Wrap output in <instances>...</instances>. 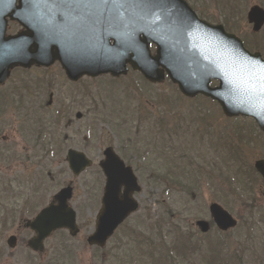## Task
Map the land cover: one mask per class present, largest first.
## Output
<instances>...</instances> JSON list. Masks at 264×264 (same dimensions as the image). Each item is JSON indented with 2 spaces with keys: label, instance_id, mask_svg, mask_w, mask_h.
<instances>
[{
  "label": "rangeland",
  "instance_id": "374dc122",
  "mask_svg": "<svg viewBox=\"0 0 264 264\" xmlns=\"http://www.w3.org/2000/svg\"><path fill=\"white\" fill-rule=\"evenodd\" d=\"M188 1L199 18L201 16L212 25H225L244 37L252 49H256L254 41L264 47V24L259 32H254L247 19L253 7L264 9V0ZM135 76L140 84L136 91L129 89V83L133 82L129 75L123 81L118 80L121 83L116 82L117 85L107 77L85 78L73 83L66 79L58 64H54L26 72L24 69L23 72L14 70L0 85V264H50V253L62 254L64 251L63 264H152L156 259L161 264L167 258H171L173 264H201L198 259L192 261L188 256L190 253L185 260L169 256L181 254L184 244L193 245L196 249L198 244L207 243V238L201 240L202 234L196 222L210 221L208 207L212 203L223 207L238 224L226 237L213 227L208 232L211 238L221 236L233 244L239 239L247 246L250 264H264V188L260 180L251 175L255 186L252 193L238 198L232 191H238L242 185H232L231 180L224 178L230 175V171L221 165L222 161L227 164V154L212 151L208 141L213 134L220 136L215 143L219 148H223L225 139L233 143L242 150L240 155L250 166L264 158V133L260 135L258 129H253L249 132L251 136L239 139L230 126L239 120L227 122L213 102L205 98L190 102L180 97L166 81L147 86L138 75ZM109 90L115 91V96L109 98L110 94L105 92ZM145 99L149 101L151 115L163 118L164 126L171 129L170 136L149 135L154 118H151L150 129L133 127L134 108ZM177 99L179 101L175 102ZM123 101L128 102L127 115L122 119L115 118V124H110L108 112L115 113V109L111 110L112 105H125ZM19 102H23L25 107L20 108ZM199 106L204 108L203 112L195 114L194 109ZM58 107L63 117H58L57 126L52 127L48 119ZM77 113L79 119L76 118ZM195 117L198 121L191 126ZM38 118L42 120L44 129L52 127L54 132L46 136L51 144L40 145L38 141L43 140L41 134L34 137V142L25 140L24 135H32L34 126L37 125L34 131L42 130ZM123 119H126L125 126L122 125ZM117 125L123 129L122 132L115 130ZM142 134L148 135L143 137ZM107 147H113L126 161L133 163L140 177L143 191L140 198L144 202L97 252L87 245V237L95 229L99 201L104 193L105 176L98 162ZM69 149L86 154L92 161V166L79 176H73L69 171L65 159ZM181 155L186 157L180 160ZM172 160L187 164L183 175H176L184 186L181 190L165 183L173 184L168 177V173L175 174L174 168L176 170ZM231 171L235 173L236 169ZM211 175L217 178L215 183L210 181ZM69 186L72 192L68 200L71 198L70 206L77 213L79 233L73 237L64 229L56 230L45 239L42 251L19 245V240L27 244L33 238V232L25 226L26 222L52 203L62 189H70ZM250 198H255L254 216L251 222L243 224L237 214L242 211L241 203H250ZM167 206L170 214L163 220L161 217ZM176 212L179 217H175ZM159 218L164 224L163 234L153 228L154 221ZM174 223L181 230L175 232ZM247 226L250 229H244ZM12 235L18 241L14 248L6 244ZM162 241L167 244L165 252L161 249ZM149 242L153 245L152 250ZM170 244L176 246L172 251L168 250ZM200 249L204 250L205 246Z\"/></svg>",
  "mask_w": 264,
  "mask_h": 264
},
{
  "label": "water",
  "instance_id": "95a60500",
  "mask_svg": "<svg viewBox=\"0 0 264 264\" xmlns=\"http://www.w3.org/2000/svg\"><path fill=\"white\" fill-rule=\"evenodd\" d=\"M19 1L16 8L17 0H0V83L14 67L48 65L55 60L60 61L72 80L77 78L76 74L124 73L130 64L153 82L162 81L165 72L184 96L202 95L216 101L226 117H251L264 129V60L259 53L246 51L222 26L198 20L182 0H151L155 15L129 8L97 25L77 19L61 22L51 5H47L46 15L47 6L41 0L38 8L45 15L32 17L27 9L34 3ZM257 11L252 9L249 14L255 30L264 21V13ZM7 17L17 19L26 28L22 36L5 37ZM51 25L50 31L44 33ZM73 34L79 37L75 40L77 46L75 42L71 44L69 36ZM36 37H45L48 47H37ZM151 44L156 46L155 56L149 52ZM211 80L218 81V86L210 87ZM106 157V163L100 164L107 177L103 210L90 244H102L137 207L130 194L139 191V187L130 169L111 154L106 153ZM67 160L74 174L90 164L84 155L74 151L68 153ZM254 168L264 181V161L256 162ZM121 187L126 191L122 200ZM69 197L70 189L61 191L55 197L56 205L43 210L29 224L38 234L32 248L42 249V240L57 228L68 227L72 234L76 232L74 214L64 204ZM210 213L219 229L236 226L232 216L219 205L212 204ZM197 224L202 232L208 230V224Z\"/></svg>",
  "mask_w": 264,
  "mask_h": 264
},
{
  "label": "trees",
  "instance_id": "16d2710c",
  "mask_svg": "<svg viewBox=\"0 0 264 264\" xmlns=\"http://www.w3.org/2000/svg\"><path fill=\"white\" fill-rule=\"evenodd\" d=\"M244 128H242L243 130ZM239 139L242 138L241 133L238 131L237 134ZM226 154H227V164H224L223 161V167L227 168L230 171V175L225 176L226 180H231L232 185L240 184L242 187L238 191H232L234 194L239 196L238 198H241L240 196L246 194V193H252L254 186V181L251 178V175H256V172L254 171L253 167L248 165V163H245V157H242L240 155V151H242L239 147L234 145L233 143L229 142L225 144ZM217 150V148H216ZM216 167L217 164H215ZM231 169H236V172H232ZM235 176V177H234ZM241 178V180L239 179ZM211 181H214V183L217 181V178L212 175L210 177ZM260 183L264 185L261 179ZM250 203H241L240 208L242 211L247 212V216L243 217L241 216V212L238 215V218L241 223L247 224V222H251L253 219V213H254V207H255V198H250ZM245 238L248 237V235L244 236ZM239 248L231 249V246L228 242L217 239L214 242H208L207 246L204 250H201L200 247L198 248L200 253L197 254L196 249L194 250V257L195 259H198L203 264H250L248 262V257L246 254V244L245 242H242L241 240H238ZM194 259V260H195Z\"/></svg>",
  "mask_w": 264,
  "mask_h": 264
},
{
  "label": "snow or ice",
  "instance_id": "6c2138e0",
  "mask_svg": "<svg viewBox=\"0 0 264 264\" xmlns=\"http://www.w3.org/2000/svg\"><path fill=\"white\" fill-rule=\"evenodd\" d=\"M41 3L51 5L61 22L77 19L87 20L93 25L102 24L109 22L114 13L119 14L129 8L155 15L151 0H41Z\"/></svg>",
  "mask_w": 264,
  "mask_h": 264
},
{
  "label": "flooded vegetation",
  "instance_id": "af4514ba",
  "mask_svg": "<svg viewBox=\"0 0 264 264\" xmlns=\"http://www.w3.org/2000/svg\"><path fill=\"white\" fill-rule=\"evenodd\" d=\"M28 1L34 2V5H31L27 9V12H28V14L30 16L37 17L39 15H45L44 14V11L42 9H39L38 8V0H28ZM19 6H20V1L17 0V2H16V8H18ZM48 14H49V7L47 6V13H46V15H48ZM35 24H36V21H35ZM24 31H25V27L23 25H21L17 19L15 21H11L10 19L7 20V23H6V36L7 35L9 36V35L22 34V33H24ZM36 41L38 42V38L36 39ZM33 68H35V67L30 68V70L33 69ZM17 70H22V72H23V69L22 68H18ZM18 104H20V108H24L25 107L23 102H19ZM45 108H47V107L45 106ZM144 119H142V118L139 117L137 119V121H136L137 125L136 126H133V127L136 128V129H138V130L144 129V127L142 125L144 123V121H145ZM122 162L125 164V166L132 168L133 174L137 177V179L139 181V178L140 177H139V175H138L137 170L135 169V167H133V163L130 162L129 160L126 161L124 158L122 159ZM165 192H167V191H165ZM122 193H123V191L121 192V194ZM142 194H143V191L141 189L140 192L137 193V195H134L135 196L134 198L138 201L139 207H140L141 203L144 202L140 198V196ZM99 204H100V209H99L98 214L100 213L101 208H102V195L100 197ZM79 231H80V229L78 230V233H79Z\"/></svg>",
  "mask_w": 264,
  "mask_h": 264
}]
</instances>
